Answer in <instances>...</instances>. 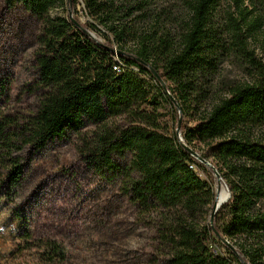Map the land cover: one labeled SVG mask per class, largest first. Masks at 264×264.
Returning a JSON list of instances; mask_svg holds the SVG:
<instances>
[{"label": "trees", "instance_id": "trees-1", "mask_svg": "<svg viewBox=\"0 0 264 264\" xmlns=\"http://www.w3.org/2000/svg\"><path fill=\"white\" fill-rule=\"evenodd\" d=\"M157 1L0 0L4 14L32 23L36 46L27 89L32 112H0L2 161L12 151L75 138L84 167L117 187L153 228L149 264H263L264 140L253 130L264 125V65L244 50L241 29L230 20L232 50L249 57L256 81L226 87L201 110L228 49L211 27L217 0H180L179 20L163 17ZM244 1L233 0L245 20ZM77 6L103 43L70 16ZM56 8L62 15H51ZM8 85L0 77V101ZM162 105L173 110L175 130L184 117L192 125L165 133ZM193 153L230 194L212 226L215 178ZM9 162L5 182L18 187L21 166ZM24 237L33 239L28 232ZM45 249L47 259L63 255L54 242Z\"/></svg>", "mask_w": 264, "mask_h": 264}, {"label": "rangeland", "instance_id": "rangeland-1", "mask_svg": "<svg viewBox=\"0 0 264 264\" xmlns=\"http://www.w3.org/2000/svg\"><path fill=\"white\" fill-rule=\"evenodd\" d=\"M240 7L245 20L233 0H217L214 7L211 27L228 49L213 78L212 98L202 106L203 111L223 96L226 87L256 81L249 57L232 50L235 47L230 20L241 29L244 50L264 65V7L257 0H245ZM156 9L170 19L184 16L180 0H158ZM51 15H62L60 8ZM70 16L92 38L103 43L97 33L86 27L88 19L79 6ZM170 27L168 22L167 29ZM34 32L32 23L23 16L0 10V77L9 84L7 97L0 101V112L26 115L33 110V97L27 89L36 49ZM159 114L165 133L172 135L177 131L171 108L162 105ZM180 125L191 126L192 122L184 117ZM90 129L87 127L84 133ZM253 134L255 139L264 140V125L256 127ZM78 146L79 142L72 138L67 144H50L38 151H12L4 161V154L0 153V264H149L153 228L140 220L117 187L84 167ZM13 158L21 166L22 181L18 187L5 182L12 169L9 160ZM212 175L215 196L220 188L227 193L213 171ZM210 216L211 213L208 221ZM26 232L32 233L33 239H25ZM50 242L60 247L61 257L46 258L45 246Z\"/></svg>", "mask_w": 264, "mask_h": 264}, {"label": "water", "instance_id": "water-1", "mask_svg": "<svg viewBox=\"0 0 264 264\" xmlns=\"http://www.w3.org/2000/svg\"><path fill=\"white\" fill-rule=\"evenodd\" d=\"M154 74V76H155V78L162 84V86H164L163 85V82L161 81V79L158 77V75H156L155 73H153ZM179 126H180V120H179V122H178V128H177V132H178V130H179ZM193 156H194V158L197 160V161H199L200 163H202L204 166H206V167H208V168H210L213 172H214V176L218 179V180H220V178H219V176H218V173L213 169V167L208 163V162H206L205 160H203V159H201L196 153H193ZM227 195H228V197H227V199H226V201L229 199V197H230V194H229V192H228V190H227ZM226 201H224V202H222V203H217L216 201L214 202V204H213V207H212V211H211V216H210V218H209V224H210V226H212V224H213V220H214V216H215V213H216V211L219 209V207L221 206V205H223Z\"/></svg>", "mask_w": 264, "mask_h": 264}, {"label": "bare ground", "instance_id": "bare-ground-1", "mask_svg": "<svg viewBox=\"0 0 264 264\" xmlns=\"http://www.w3.org/2000/svg\"><path fill=\"white\" fill-rule=\"evenodd\" d=\"M227 197H228V195H227L226 191H224L223 189L220 188L215 201L219 204V203L226 201Z\"/></svg>", "mask_w": 264, "mask_h": 264}, {"label": "built area", "instance_id": "built-area-1", "mask_svg": "<svg viewBox=\"0 0 264 264\" xmlns=\"http://www.w3.org/2000/svg\"><path fill=\"white\" fill-rule=\"evenodd\" d=\"M228 243V242H227Z\"/></svg>", "mask_w": 264, "mask_h": 264}]
</instances>
